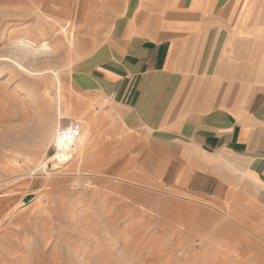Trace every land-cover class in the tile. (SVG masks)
Masks as SVG:
<instances>
[{
    "label": "rangeland",
    "instance_id": "obj_1",
    "mask_svg": "<svg viewBox=\"0 0 264 264\" xmlns=\"http://www.w3.org/2000/svg\"><path fill=\"white\" fill-rule=\"evenodd\" d=\"M71 1L49 19L31 0H0V264H264L240 195L197 197L145 174L136 130L90 74L87 58L140 0ZM18 36L35 41L37 58L13 53ZM73 122L86 136L45 168Z\"/></svg>",
    "mask_w": 264,
    "mask_h": 264
},
{
    "label": "crops",
    "instance_id": "obj_2",
    "mask_svg": "<svg viewBox=\"0 0 264 264\" xmlns=\"http://www.w3.org/2000/svg\"><path fill=\"white\" fill-rule=\"evenodd\" d=\"M86 63L145 174L238 193L264 238V0H140Z\"/></svg>",
    "mask_w": 264,
    "mask_h": 264
},
{
    "label": "bare ground",
    "instance_id": "obj_3",
    "mask_svg": "<svg viewBox=\"0 0 264 264\" xmlns=\"http://www.w3.org/2000/svg\"><path fill=\"white\" fill-rule=\"evenodd\" d=\"M33 4H35L34 6H36L33 10L37 12V14H44L46 15L47 18L51 19L52 17V13L57 14H65L66 10L68 9L69 5H72V1L71 0H31ZM55 1H60L62 3H55ZM17 3V2H16ZM99 4V3H98ZM58 5H61V7H58ZM20 8V7H19ZM116 8V7H115ZM159 8V7H158ZM19 11V10H18ZM76 12V11H75ZM22 14V13H21ZM37 16V15H36ZM40 16V15H39ZM41 19V17L39 18ZM39 19L38 17L36 18L37 23L39 24ZM43 21V20H41ZM66 22H69L68 19L66 20ZM74 23V21H73ZM102 23V22H101ZM89 24V23H88ZM40 27V25L38 26ZM63 27V26H62ZM111 27V26H110ZM44 28V27H43ZM42 28V29H43ZM40 29V28H39ZM41 30V29H40ZM27 31V30H26ZM43 31L46 32L45 29H43ZM23 32V31H22ZM41 30V35H43V33ZM26 33V32H25ZM30 33V31L28 32V34ZM97 33V32H96ZM27 34V33H26ZM46 34V33H45ZM44 34V36H45ZM52 34V33H51ZM194 34V33H193ZM17 35V34H16ZM40 36V35H39ZM92 36V35H91ZM105 37V36H104ZM100 39V38H99ZM71 39H69L70 41ZM105 41V40H104ZM35 41L29 37V36H18V37H14V38H9L8 39V44L10 45L11 50L13 51V53L15 55H17L20 58H26V57H33V58H37V54L36 51L38 50V48L36 49L35 46L36 44L34 43ZM71 43V42H70ZM41 47L47 51V49H49L48 43L43 42L41 44ZM21 52H23L21 54ZM16 57V56H15ZM9 61V60H8ZM15 61V60H14ZM15 65V64H14ZM19 65V64H18ZM23 70V69H22ZM18 72V71H17ZM23 75V74H22ZM57 76V75H56ZM57 82V80H56ZM58 85V84H57ZM60 96V95H59ZM60 115V114H59ZM70 115V113H69ZM80 121V120H79ZM84 122V120H83ZM45 128V127H44ZM90 129V128H89ZM92 129V128H91ZM94 129V128H93ZM92 129V130H93ZM88 130V129H87ZM78 131V130H77ZM91 131V130H90ZM93 134V133H92ZM86 136V134L84 132H82L81 135H78L77 132H71L70 135L66 134H62L61 132L58 134L56 142H55V146H56V152L55 154L50 158L49 162H45L43 163V166H46L51 168L53 167V160H59V159H66V158H70L72 156V149H73V145L81 143V137L82 136ZM93 136V135H92ZM91 136V137H92ZM94 137V136H93ZM92 140V139H91ZM99 140V139H98ZM83 144V143H82ZM97 144V143H96ZM77 145V147H78ZM85 146V144H84ZM76 147V148H77ZM83 147V146H82ZM74 150V149H73ZM83 150V149H82ZM76 152V150H75ZM80 154V153H79ZM83 154V153H82ZM81 155V154H80ZM82 156V155H81ZM80 156V157H81ZM73 158V157H72ZM83 158V157H81ZM146 160V159H145ZM77 162V161H76ZM80 162V160L78 161ZM146 163V162H145ZM142 184L146 185L149 184L150 182V177H148V175L143 174V177H141L140 179H138ZM140 184V183H139ZM260 206V205H259ZM5 207V206H4ZM253 207V206H252ZM8 208V207H7ZM264 215V214H263ZM240 219V218H239ZM248 219V218H247ZM243 219H240V221L243 223V225L247 226V224H245V222L242 221ZM241 223V224H242ZM255 226V225H254ZM239 230V229H238ZM249 230V229H248ZM263 230V229H262ZM233 242V241H232ZM100 258V257H99ZM88 261V260H87Z\"/></svg>",
    "mask_w": 264,
    "mask_h": 264
},
{
    "label": "built area",
    "instance_id": "obj_4",
    "mask_svg": "<svg viewBox=\"0 0 264 264\" xmlns=\"http://www.w3.org/2000/svg\"><path fill=\"white\" fill-rule=\"evenodd\" d=\"M77 130H79V124L73 122L68 127H66V130L62 131L61 133H67V135H70L72 131L77 132Z\"/></svg>",
    "mask_w": 264,
    "mask_h": 264
},
{
    "label": "water",
    "instance_id": "obj_5",
    "mask_svg": "<svg viewBox=\"0 0 264 264\" xmlns=\"http://www.w3.org/2000/svg\"><path fill=\"white\" fill-rule=\"evenodd\" d=\"M30 199H31V195H27V196L23 199V201H24V202H28Z\"/></svg>",
    "mask_w": 264,
    "mask_h": 264
}]
</instances>
